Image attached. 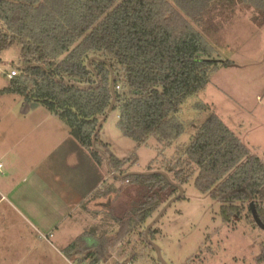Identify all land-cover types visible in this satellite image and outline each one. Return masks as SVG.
I'll return each mask as SVG.
<instances>
[{
    "label": "trees",
    "instance_id": "1",
    "mask_svg": "<svg viewBox=\"0 0 264 264\" xmlns=\"http://www.w3.org/2000/svg\"><path fill=\"white\" fill-rule=\"evenodd\" d=\"M234 1L264 17V0H0V55L13 45L21 49L18 75L0 96L18 95L58 115L98 164L107 160L110 173L124 175L144 194L142 202L114 215L119 228L103 247L80 238L68 247L79 264H104L195 175L196 189L220 203L224 224L247 214L258 227L253 208L264 224V161L221 119L196 127L188 144H176L184 132L182 106L206 90L214 72L233 65L217 60L198 27ZM113 103L124 136L138 147L150 137L162 146L143 173L167 176L130 173L136 155L119 159L100 151L101 122ZM170 148L173 155L166 158ZM141 234L150 247L158 231ZM257 264H264V254Z\"/></svg>",
    "mask_w": 264,
    "mask_h": 264
},
{
    "label": "rangeland",
    "instance_id": "2",
    "mask_svg": "<svg viewBox=\"0 0 264 264\" xmlns=\"http://www.w3.org/2000/svg\"><path fill=\"white\" fill-rule=\"evenodd\" d=\"M198 30L213 47L217 60L231 61L233 65L214 72L206 90L182 106L178 119L184 132L176 144H188L196 127L217 117L243 140L252 155L264 161V17L253 7L234 1L221 5ZM20 55L18 45L0 55V89L7 86L6 73L18 72ZM14 99L11 95L4 99L3 127H9L14 119L17 125L26 127L31 119L24 118L21 104L12 108ZM8 109H13L10 118ZM54 119L45 124L53 126ZM118 121L117 109L108 112L102 136L109 142L113 155L122 159L136 155L137 163L130 167V173H143L158 157L162 146L150 137L138 147L132 138L120 132ZM172 149L166 150V158H171ZM104 169L109 174L108 167ZM84 171L87 172L86 163ZM117 176L121 179L114 178L118 181L117 191L110 206L101 212L78 210L59 232L62 238L55 231L53 235L45 231L26 209H2L0 264H79L78 256L66 252L78 238L87 245L103 247L105 237L114 235L119 228L114 215L122 216L142 202L144 196L136 186L122 182L124 175ZM195 177L181 187L177 196L164 203L140 232L111 250V257L104 264H257L264 254V231L254 226L247 214L234 223L224 224L220 203L196 189ZM15 207L19 208V204ZM148 228L158 231L150 247L142 242L141 234Z\"/></svg>",
    "mask_w": 264,
    "mask_h": 264
},
{
    "label": "crops",
    "instance_id": "3",
    "mask_svg": "<svg viewBox=\"0 0 264 264\" xmlns=\"http://www.w3.org/2000/svg\"><path fill=\"white\" fill-rule=\"evenodd\" d=\"M9 74H5L7 86L11 80ZM7 96H0V165H3L0 169V214L2 209H26L29 217L43 225L45 231L52 235L56 232L62 238L63 234L59 236V232L78 210L91 212V209H100L101 212L110 206L117 191L118 181L115 179L121 178L110 173L107 160L98 164L74 139L59 116L40 104L27 103L23 97L17 99L18 95H11L16 97L12 108L21 104V113L31 122L20 127L14 119L10 120L9 127H3V103ZM7 111L10 118L13 109ZM14 118H18V114H14ZM53 118L55 124L47 125ZM103 122L100 151L107 149L110 152L111 146L102 136ZM85 163L87 172L84 171ZM106 166L109 174L104 169ZM16 203L19 208L15 207Z\"/></svg>",
    "mask_w": 264,
    "mask_h": 264
},
{
    "label": "water",
    "instance_id": "4",
    "mask_svg": "<svg viewBox=\"0 0 264 264\" xmlns=\"http://www.w3.org/2000/svg\"><path fill=\"white\" fill-rule=\"evenodd\" d=\"M113 106H114V103H113V105L111 106V108H110V110H109V112L110 111H112L113 110ZM99 132V129L97 130V133ZM96 133V134H97ZM95 142H96V140L94 139L93 140V146L95 145ZM142 174H144V175H149V174H164V175H166L164 172H146V173H142ZM167 176V175H166ZM253 208V207H252ZM253 218H254V220H255V223L257 224V226L261 229V230H263L264 231V224L261 222V220L258 218V216H257V214H256V211H255V209L253 208ZM151 228V227H150ZM150 228H148L147 230H149ZM159 258H160V256H159ZM161 259V258H160ZM162 264H163V262H162Z\"/></svg>",
    "mask_w": 264,
    "mask_h": 264
},
{
    "label": "built area",
    "instance_id": "5",
    "mask_svg": "<svg viewBox=\"0 0 264 264\" xmlns=\"http://www.w3.org/2000/svg\"><path fill=\"white\" fill-rule=\"evenodd\" d=\"M18 75V72H17V70H12L11 72H10V74L8 75V77L10 78V79H13V78H15L16 76ZM2 168V165H0V169ZM127 183H128V181H126Z\"/></svg>",
    "mask_w": 264,
    "mask_h": 264
}]
</instances>
